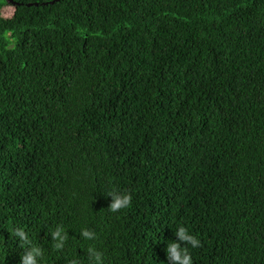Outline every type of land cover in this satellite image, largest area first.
I'll return each mask as SVG.
<instances>
[{"label":"trees","instance_id":"trees-1","mask_svg":"<svg viewBox=\"0 0 264 264\" xmlns=\"http://www.w3.org/2000/svg\"><path fill=\"white\" fill-rule=\"evenodd\" d=\"M51 1L0 0V264H264V0Z\"/></svg>","mask_w":264,"mask_h":264},{"label":"clouds","instance_id":"clouds-1","mask_svg":"<svg viewBox=\"0 0 264 264\" xmlns=\"http://www.w3.org/2000/svg\"><path fill=\"white\" fill-rule=\"evenodd\" d=\"M131 204V197L126 196L123 201L117 200L115 204L112 205V209L115 210L121 205H123V208L129 207ZM189 231L185 227H180L179 231L177 232V235L182 239V240H187L191 241L192 248H197L200 246V240L197 239L193 235L188 234ZM14 235L17 236H24V232L22 230H18L17 228L14 230ZM59 235V233H57ZM85 236L90 237V233L87 231L84 232ZM61 245H57V247H60ZM169 253L171 255L175 256V259L181 260L182 259V264H193V258L191 253L189 252L188 249L186 248H181L180 244L178 242H173L170 247H169ZM182 254V255H181ZM25 261V264H36V260L34 259L33 255H28L23 258Z\"/></svg>","mask_w":264,"mask_h":264},{"label":"rangeland","instance_id":"rangeland-1","mask_svg":"<svg viewBox=\"0 0 264 264\" xmlns=\"http://www.w3.org/2000/svg\"><path fill=\"white\" fill-rule=\"evenodd\" d=\"M5 9L6 10L3 11L4 16H10L11 14H13L15 10L14 6H11V5L9 7L7 6Z\"/></svg>","mask_w":264,"mask_h":264},{"label":"water","instance_id":"water-1","mask_svg":"<svg viewBox=\"0 0 264 264\" xmlns=\"http://www.w3.org/2000/svg\"><path fill=\"white\" fill-rule=\"evenodd\" d=\"M9 2H13V0H8ZM52 3H54L55 2V0L54 1H51Z\"/></svg>","mask_w":264,"mask_h":264}]
</instances>
